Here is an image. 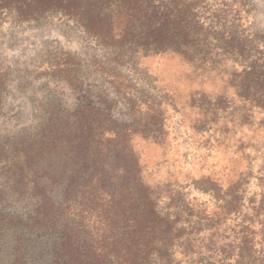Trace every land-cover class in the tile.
I'll return each mask as SVG.
<instances>
[{"label":"trees","instance_id":"1","mask_svg":"<svg viewBox=\"0 0 264 264\" xmlns=\"http://www.w3.org/2000/svg\"><path fill=\"white\" fill-rule=\"evenodd\" d=\"M0 4L12 5L19 22L60 17L111 51L115 64L103 66L102 72L117 82L134 117L121 126L108 99L105 106L83 102L78 114L50 115L40 135L16 141L15 150L25 153L30 167L58 149L74 153L77 160L70 163L78 166L79 175L29 178L33 208L24 214L0 211V253L11 249L13 264H36L44 255L43 246L48 257L42 264H264V34L243 33L235 22L228 24L220 5L207 0H0ZM223 49L242 57L244 66L245 78L236 86L239 112L231 120L253 127L248 141L240 138L235 150L250 172L238 175L249 180L254 176L263 193L260 198L248 195L249 181L244 179L226 187L207 179L204 189L214 201L209 209L207 203L186 200L172 189L162 195L158 185L142 176L133 141L136 137L163 141L164 100L136 88L116 65L124 57L167 53L205 63L209 55L216 60ZM76 60L74 68L58 72L78 87L81 63ZM206 106L203 99L201 108ZM18 167L23 168L20 163ZM52 187L58 189L60 200L51 194Z\"/></svg>","mask_w":264,"mask_h":264},{"label":"rangeland","instance_id":"2","mask_svg":"<svg viewBox=\"0 0 264 264\" xmlns=\"http://www.w3.org/2000/svg\"><path fill=\"white\" fill-rule=\"evenodd\" d=\"M207 1L220 5L228 24L235 22L243 33L264 34V0ZM237 36L242 40V33ZM220 53L216 60L209 55L205 63L167 53L124 57L116 65L136 88L164 100L163 141L141 137L133 141L140 154L142 176L151 185H158L154 189L162 195L172 189L186 200L207 203L209 209L214 208V201L211 192L204 189L207 179L225 187L233 180L244 179L249 181L248 195L260 198L263 193L254 176L249 180L238 175L243 170V176L249 174L250 170L235 150L240 138L248 141L253 129L252 125L239 126L238 121L231 120L239 112L236 86L245 78L243 58L226 53V49ZM112 57L111 51L60 17L19 22L12 5L2 8L0 4V211L24 214L33 208L27 181L31 177L71 179L79 175L78 166L70 163L74 153L66 154L64 149L31 167L26 164L25 153L15 150L19 138L40 135L47 117L78 114L83 102L109 105L108 99L111 113L121 126L133 122L127 98L119 93L117 82H111L102 72L103 66L115 64ZM76 59L81 63L78 87L58 72L74 68ZM203 99L209 105L205 109L201 108ZM217 102L220 108L216 110ZM258 163L253 167L255 173ZM52 188L51 194L60 200L58 189ZM41 250L44 255L36 264L47 260L46 246ZM10 252L2 249L0 264H13ZM175 257L177 261L182 259L179 250Z\"/></svg>","mask_w":264,"mask_h":264}]
</instances>
